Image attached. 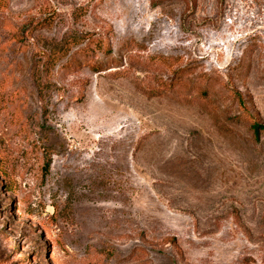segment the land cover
Returning <instances> with one entry per match:
<instances>
[{"label": "rangeland", "instance_id": "374dc122", "mask_svg": "<svg viewBox=\"0 0 264 264\" xmlns=\"http://www.w3.org/2000/svg\"><path fill=\"white\" fill-rule=\"evenodd\" d=\"M0 264H264V0H0Z\"/></svg>", "mask_w": 264, "mask_h": 264}, {"label": "trees", "instance_id": "16d2710c", "mask_svg": "<svg viewBox=\"0 0 264 264\" xmlns=\"http://www.w3.org/2000/svg\"><path fill=\"white\" fill-rule=\"evenodd\" d=\"M102 51L107 56V59H103L101 61H91V60L86 59L83 62H81L79 64V66H81V65L88 66L96 73L104 71L110 67H119L120 66L119 63L116 62V59L110 57L111 47L108 43H106V45H104L102 47ZM239 99L243 103V99L242 98H239ZM251 127H252L253 132L256 135H258L262 129V125L258 121H255L254 123H252Z\"/></svg>", "mask_w": 264, "mask_h": 264}]
</instances>
